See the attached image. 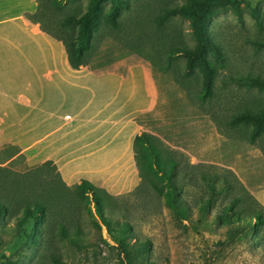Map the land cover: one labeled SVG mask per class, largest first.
Listing matches in <instances>:
<instances>
[{
    "label": "trees",
    "instance_id": "obj_1",
    "mask_svg": "<svg viewBox=\"0 0 264 264\" xmlns=\"http://www.w3.org/2000/svg\"><path fill=\"white\" fill-rule=\"evenodd\" d=\"M35 1V10L24 16L62 41L68 62L74 68L89 67V59L94 55L93 44L101 38L112 37L131 44L140 40V32L134 28L137 26L135 20L129 33L121 32L120 18L122 12L129 9V0H108L110 4L105 11L102 9L105 0H88L82 14H69L62 20L52 19L54 11L63 6L61 0ZM226 9L239 15L240 0H183L164 6L153 18L157 28L173 17L188 21L193 44L189 46L180 41L168 45L164 57L167 66L174 57L184 58L185 71L175 77L179 84L194 70L200 72L199 95L202 99L212 95L214 78L224 66L223 53L209 35L208 23L215 12ZM259 14L257 6L251 9L252 18L260 26ZM257 47H264V35ZM243 82L264 93V75L246 76ZM230 123L245 130L249 127L246 139L263 149V105L243 107L232 116ZM0 150H8L7 157L0 161V231L1 225L12 219L11 231L17 236V242L23 247L33 244L43 249L38 264H65L56 254L52 236L58 235L78 250L87 246L79 237L81 211L90 216L96 226L105 228L123 264H142L150 241L131 239L128 222L111 216L116 200L133 194L161 199L173 225L182 234L221 233L224 247L241 243L249 251L253 250L264 230V206L256 201L232 170L182 160L181 152L167 148L157 136L146 131H140L132 139L138 183L133 190L117 195L87 180L66 184L50 160L25 165L23 170L12 169L8 164L23 159V156L18 154L2 165L18 150L11 145H4ZM242 195L253 200L256 209L242 206ZM218 256V252L212 251L207 259L204 258V263L217 264ZM2 264H17V261L6 259Z\"/></svg>",
    "mask_w": 264,
    "mask_h": 264
},
{
    "label": "rangeland",
    "instance_id": "obj_2",
    "mask_svg": "<svg viewBox=\"0 0 264 264\" xmlns=\"http://www.w3.org/2000/svg\"><path fill=\"white\" fill-rule=\"evenodd\" d=\"M182 1L129 0V9L121 14V32L129 33L135 20L137 26L134 28L141 35L139 42L131 44L112 37L101 38L93 44L94 55L88 66L95 71H123L130 64L143 62L149 67L158 92L155 110L143 119L151 134L167 148L181 152V159L189 163H209L233 172V168L243 170L253 178L264 177V147L260 149L246 139L249 127L245 130L230 123L232 116L243 107L264 106V93L247 87L243 82L246 76L264 75V47H257V42L264 35V0H240L239 15L226 9L211 16L207 28L223 53L224 66L214 78L212 95L205 99L199 95L200 72L194 70L183 80L185 86H182L175 77L185 71L184 58L174 57L167 66L164 57L168 45L180 41L189 46L193 44L188 21L173 17L160 28L153 22L164 6ZM61 3L63 6L54 11L53 20H62L69 14H82L88 0H61ZM109 4L105 0L102 9L105 11ZM255 6L259 8L260 26L251 16V9ZM261 140L264 146V133ZM7 154L8 150H0V161ZM217 160L223 165L210 162ZM8 165L12 169L23 170L27 164L21 158ZM242 197V206L256 209L253 200L245 195ZM111 216L128 222L131 239L150 241V249L142 264H205L204 258L207 259L212 251L219 254L217 264H264V230L260 232L258 246L253 250L249 251L241 243L224 247L221 233H180L162 200L143 194L116 200ZM79 218V237L87 246L78 250L58 235L52 236L58 257L65 264H123L105 228L96 226L84 211ZM12 225V219L1 225L0 264L6 259L16 260L17 264H38L43 249L33 244L23 247L11 231Z\"/></svg>",
    "mask_w": 264,
    "mask_h": 264
},
{
    "label": "crops",
    "instance_id": "obj_3",
    "mask_svg": "<svg viewBox=\"0 0 264 264\" xmlns=\"http://www.w3.org/2000/svg\"><path fill=\"white\" fill-rule=\"evenodd\" d=\"M35 8V0H0V148L18 150L4 162L18 154L27 165L50 160L66 184L87 180L112 195L133 190L132 139L150 133L143 119L158 102L149 67L70 66L62 41L24 16ZM233 169L264 206V177Z\"/></svg>",
    "mask_w": 264,
    "mask_h": 264
}]
</instances>
